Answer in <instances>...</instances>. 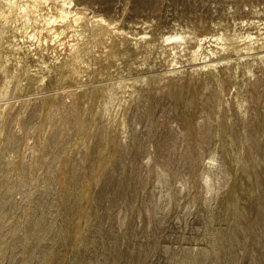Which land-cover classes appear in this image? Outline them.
I'll return each instance as SVG.
<instances>
[{"label":"rangeland","instance_id":"1","mask_svg":"<svg viewBox=\"0 0 264 264\" xmlns=\"http://www.w3.org/2000/svg\"><path fill=\"white\" fill-rule=\"evenodd\" d=\"M9 4L0 264H264V0H71L80 60Z\"/></svg>","mask_w":264,"mask_h":264},{"label":"bare ground","instance_id":"2","mask_svg":"<svg viewBox=\"0 0 264 264\" xmlns=\"http://www.w3.org/2000/svg\"><path fill=\"white\" fill-rule=\"evenodd\" d=\"M7 19L18 23L24 34L30 29L28 35L37 43L48 38L52 42L58 41L64 31L70 29V32L80 36L75 53L76 60L81 59V48L87 42V33L85 35L81 30L89 16L83 9L72 7L71 0H10L8 11L4 13L2 20ZM94 22L95 26H109L103 18ZM184 44L185 37L176 34L168 37L166 46L175 53L183 49Z\"/></svg>","mask_w":264,"mask_h":264}]
</instances>
